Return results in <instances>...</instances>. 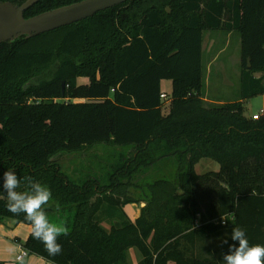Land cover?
Masks as SVG:
<instances>
[{
	"label": "trees",
	"instance_id": "obj_1",
	"mask_svg": "<svg viewBox=\"0 0 264 264\" xmlns=\"http://www.w3.org/2000/svg\"><path fill=\"white\" fill-rule=\"evenodd\" d=\"M80 1L42 0L25 17ZM220 30L241 39L240 99L208 107L205 33ZM83 78L87 84H79ZM164 81L172 82L167 114ZM260 95L264 0H130L1 44L0 185L11 169L21 178L18 190L32 177L76 210L69 234L58 238L62 254L50 256L32 235L23 247L53 264H127L134 248L140 264H222L238 244L234 226L250 244H264V111L248 118L244 104ZM100 144L124 149L105 179L76 183L50 161ZM207 158L220 170L199 175ZM140 201L146 206L132 222L125 207ZM7 220L31 226L0 200V222ZM106 220L114 222L110 230ZM213 236L227 240L223 252L197 256V243Z\"/></svg>",
	"mask_w": 264,
	"mask_h": 264
},
{
	"label": "rangeland",
	"instance_id": "obj_2",
	"mask_svg": "<svg viewBox=\"0 0 264 264\" xmlns=\"http://www.w3.org/2000/svg\"><path fill=\"white\" fill-rule=\"evenodd\" d=\"M204 65H205V81L203 88V100L206 106L212 107L219 105L220 102L227 103L240 99V81H241V39L239 34L232 32L228 33L225 30L220 31H207L205 33L204 42ZM261 73H256V77H260ZM88 80L80 79L79 84H87ZM171 83L169 81L163 82V92L170 93ZM168 95V94H167ZM169 98L164 101L163 111L167 114L169 112ZM246 112L245 115L248 118H253L256 114H261L264 111V95H260L248 100L245 103ZM122 150L116 149L109 145H96L92 148H86L79 154L75 155H60L55 159V162L66 165L69 167H79L75 172H80V169H86L87 171H93V175L96 177L105 179L107 171L109 170V164L111 160L119 156ZM220 165L212 159H202L196 166V171L199 175H203L209 172L219 171ZM77 175V173H76ZM135 196H138L140 192L137 190ZM51 200L45 208L51 209L48 211V218L52 223H58L62 221L63 217L58 216V211L61 208L60 204L53 203ZM145 205V204H144ZM127 208V213L132 214L131 208ZM45 209V210H46ZM68 210L65 208L63 214ZM47 211V210H46ZM70 211V210H69ZM71 212V211H70ZM13 222V220H7ZM103 223V227L110 230L113 221L106 220ZM5 224V223H4ZM23 224V223H22ZM5 227V226H4ZM19 236L22 242L26 243L29 239L32 229L30 225L23 224L20 228ZM221 237H210L207 240L199 241L194 249V253L197 256L217 259L223 252L224 246ZM189 247L188 244L184 243ZM141 257L140 252L137 249H131L128 252V264H138V258Z\"/></svg>",
	"mask_w": 264,
	"mask_h": 264
},
{
	"label": "clouds",
	"instance_id": "obj_3",
	"mask_svg": "<svg viewBox=\"0 0 264 264\" xmlns=\"http://www.w3.org/2000/svg\"><path fill=\"white\" fill-rule=\"evenodd\" d=\"M27 190L20 191L22 181L14 170H6L2 175L0 185V198L6 200L7 210L14 214H23L31 224V235L39 240L50 256L62 254V245L58 242L60 236L69 234L68 228L63 224L50 222L45 210L52 199L49 187L34 181L32 177H24ZM231 239L238 244L229 246L228 253L223 255L222 264H264V244H250L246 231L241 226H234L231 231ZM223 243H227L224 240ZM20 264L24 260L20 258Z\"/></svg>",
	"mask_w": 264,
	"mask_h": 264
},
{
	"label": "water",
	"instance_id": "obj_4",
	"mask_svg": "<svg viewBox=\"0 0 264 264\" xmlns=\"http://www.w3.org/2000/svg\"><path fill=\"white\" fill-rule=\"evenodd\" d=\"M40 1L42 0H27L21 6H15L8 2L0 3V44L3 42L14 43L21 39H32L39 35L81 22L95 16L100 12L121 6L130 0H83L48 12H44L28 19L25 18V12L37 5ZM116 149L122 150L121 153L124 151V149L121 147H116ZM64 154L71 156L79 154V152H62L54 156L50 161L59 166L62 173L71 181L77 183L88 180L99 181L101 179L96 177L95 174L93 175V171H87L86 169L82 168L80 169V172H75L79 169V167L75 166L71 168L69 166L61 165L55 162L57 157ZM0 200L6 201L4 198H0ZM53 201L54 204L59 206L60 203L58 201ZM58 212V216L63 217V219L57 224H63L67 227L69 211L67 210L63 214L62 209H60ZM73 212L76 214V210H73ZM4 223H7V221Z\"/></svg>",
	"mask_w": 264,
	"mask_h": 264
},
{
	"label": "crops",
	"instance_id": "obj_5",
	"mask_svg": "<svg viewBox=\"0 0 264 264\" xmlns=\"http://www.w3.org/2000/svg\"><path fill=\"white\" fill-rule=\"evenodd\" d=\"M169 82L171 83L170 88L168 87L166 88L168 89V91H170V93L165 92V94H168V96L172 92V82L171 81ZM246 102L247 101H245L244 104ZM219 104H223V102H220ZM144 204L145 202H133L125 207L126 213L128 206H130L129 208H131L132 210V214L129 215L127 213L129 219L132 222H135L141 216L142 209L143 207H145ZM22 225L23 224L16 225L14 221L9 223L7 221V223H5V225L2 226L0 230V262H6L8 264H20V262L17 260L18 255L20 254V245L19 243L16 242V240H18L21 244L22 243L24 244V242H22L21 239L19 238V236L24 237L20 234V230H21L20 228ZM25 238L26 236L24 237V239ZM137 260H138V264H140L142 257L138 258ZM24 264H53V263L45 260L44 258L38 255L29 254L27 257H25Z\"/></svg>",
	"mask_w": 264,
	"mask_h": 264
},
{
	"label": "flooded vegetation",
	"instance_id": "obj_6",
	"mask_svg": "<svg viewBox=\"0 0 264 264\" xmlns=\"http://www.w3.org/2000/svg\"><path fill=\"white\" fill-rule=\"evenodd\" d=\"M27 1V0H26ZM25 1V2H26ZM12 3L13 5H15V6H21L22 4H24L25 2H23V3H19V2H14V1H6V2H0V3ZM26 18V17H25ZM31 18V17H30ZM28 19V18H27ZM3 43H9V44H13L12 42H3ZM3 43H1V44H3ZM15 43V42H14ZM0 44V45H1ZM58 167V166H57ZM135 194L136 193H133V190H129V195L132 197V198H135V199H137L138 197H140L139 195L138 196H135ZM140 202H143V201H140ZM61 206V205H60ZM145 206H146V202H145ZM61 208H63L64 210H65V208L64 207H62L61 206ZM144 208V207H143ZM46 209V208H45ZM47 211V213H48V211H50L51 209H46ZM63 210V211H64ZM69 211V210H68ZM71 211V212H70ZM68 213H69V215H68V220H67V225L68 226H72V224H73V221H74V218H75V214H74V212H73V209H71Z\"/></svg>",
	"mask_w": 264,
	"mask_h": 264
},
{
	"label": "built area",
	"instance_id": "obj_7",
	"mask_svg": "<svg viewBox=\"0 0 264 264\" xmlns=\"http://www.w3.org/2000/svg\"><path fill=\"white\" fill-rule=\"evenodd\" d=\"M161 98H162V100L165 101V100H168L169 96L167 94L163 93L161 95ZM260 117H261V114H256V115L253 116V119L254 120H259ZM223 224H225V223H223ZM3 225H5L4 222H0V230H1ZM16 242L19 243V245H20V254L18 255V258H17V260L20 262V258L22 257L23 260H24L25 257H27L30 254V252L27 249H25L23 247V245L18 240H16Z\"/></svg>",
	"mask_w": 264,
	"mask_h": 264
}]
</instances>
